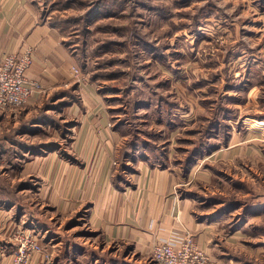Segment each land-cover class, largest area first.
<instances>
[{
	"label": "rangeland",
	"instance_id": "rangeland-1",
	"mask_svg": "<svg viewBox=\"0 0 264 264\" xmlns=\"http://www.w3.org/2000/svg\"><path fill=\"white\" fill-rule=\"evenodd\" d=\"M30 1L58 30L71 80L47 91L38 80L44 91L0 120V135L14 142L0 146L8 264L38 252L65 264L69 251L66 264H137L128 246H107L89 227L88 203L61 214L36 194L38 177L22 172L50 152L81 164L71 144L84 78L119 135L113 185L131 186L138 160L175 167L178 194L201 219L220 221L212 251L193 239L212 264H264V0Z\"/></svg>",
	"mask_w": 264,
	"mask_h": 264
},
{
	"label": "crops",
	"instance_id": "crops-1",
	"mask_svg": "<svg viewBox=\"0 0 264 264\" xmlns=\"http://www.w3.org/2000/svg\"><path fill=\"white\" fill-rule=\"evenodd\" d=\"M23 46L34 49L29 78L40 80L46 91L70 82L72 65L58 30L40 20L30 0H0V57L3 52L19 50ZM81 88L85 91L83 111L71 144L81 164L51 152L30 158L22 172L38 177V197L61 214H71L88 203L86 223L89 227L99 233L102 243L107 246H128L136 255L137 264H151L153 246L168 236L175 226L185 227L195 242L212 251L211 243L220 221L201 219L194 200L178 194L180 178L175 167L138 160V173L132 185L124 188L113 185L110 177L119 135L109 125L103 101L85 78ZM17 112L0 111V120L14 119ZM6 227L10 226L0 225V232ZM1 237L0 264H8L6 249L9 246ZM69 252L65 264L72 257ZM52 261H46L38 252L28 264L62 262Z\"/></svg>",
	"mask_w": 264,
	"mask_h": 264
},
{
	"label": "built area",
	"instance_id": "built-area-1",
	"mask_svg": "<svg viewBox=\"0 0 264 264\" xmlns=\"http://www.w3.org/2000/svg\"><path fill=\"white\" fill-rule=\"evenodd\" d=\"M34 49L30 46L3 52L0 57V111H15L25 105L31 97L44 91L42 83L31 79L28 70L33 62ZM78 73L76 67L72 68ZM24 237V238H23ZM17 238V237H16ZM20 249L27 248L30 237L22 234ZM30 248V247H29ZM155 264H212L211 257L192 238L190 232L176 228L152 249ZM23 255L16 263L22 264Z\"/></svg>",
	"mask_w": 264,
	"mask_h": 264
},
{
	"label": "trees",
	"instance_id": "trees-1",
	"mask_svg": "<svg viewBox=\"0 0 264 264\" xmlns=\"http://www.w3.org/2000/svg\"><path fill=\"white\" fill-rule=\"evenodd\" d=\"M225 111H227L226 109H225ZM3 138H7L6 140H8V141H10V142H12V143H14L13 141H11V136L9 135V134H3V135H0V146H2L3 144H2V139ZM20 143V142H19ZM214 149H218V147H216V146H214ZM2 190V187H0V191ZM7 203L9 204H11V201H8L7 200Z\"/></svg>",
	"mask_w": 264,
	"mask_h": 264
}]
</instances>
